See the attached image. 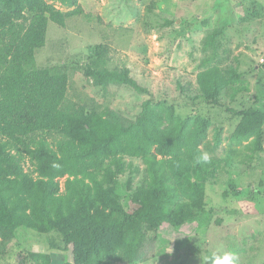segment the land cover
Wrapping results in <instances>:
<instances>
[{"label":"rangeland","instance_id":"374dc122","mask_svg":"<svg viewBox=\"0 0 264 264\" xmlns=\"http://www.w3.org/2000/svg\"><path fill=\"white\" fill-rule=\"evenodd\" d=\"M79 3L91 16L71 17L66 27L49 21L46 43L35 53L37 65L67 68L69 100L86 101L100 110L107 107L127 119H135L148 99L154 107H173L178 119L201 116L208 124L199 147L209 154L211 165L202 196V211L211 216L205 228L196 229L194 223L176 229L163 223L153 229L137 222L114 234L110 255L92 264H205L212 252L225 251L235 254V264H264V118L256 150L246 145L252 138L242 143L232 138L239 117L229 111L256 107L264 114V0ZM214 29L219 33L212 57V48L205 49L203 40ZM100 43L112 46L109 66L129 68L148 93L126 85L103 88L84 76L91 50ZM206 56L211 61L202 65ZM212 68L223 84L220 104L195 99L200 93L197 74ZM229 68L235 69L237 79L230 78ZM46 136L50 142L56 139ZM118 156L124 170L117 186L105 183L103 169L110 157L103 159L102 168L90 170L118 208L132 211L146 196V165L142 156ZM59 180L62 192L64 177ZM84 181L92 184L88 178ZM50 243L60 245L53 233L19 228L0 255V264H74L76 245L62 250Z\"/></svg>","mask_w":264,"mask_h":264},{"label":"trees","instance_id":"16d2710c","mask_svg":"<svg viewBox=\"0 0 264 264\" xmlns=\"http://www.w3.org/2000/svg\"><path fill=\"white\" fill-rule=\"evenodd\" d=\"M74 16L91 15L79 0H0V255L24 228L53 233L60 245H50L62 250L76 245L74 264H92L110 255L114 234L137 222L153 229L163 223L176 229L195 223L200 229L211 220L202 211L210 175V164L200 160L199 147L206 119L197 115L178 119L173 107H154L149 99L141 103L135 119L86 101L76 103L67 97L66 67L37 65L35 53L46 43L48 22L66 27ZM218 33L214 29L203 40L205 49L212 48V57ZM112 50L108 43L93 46L84 76L103 88L116 84L147 92L129 68L109 66ZM207 57L201 59L202 65L211 61ZM228 72L237 79L234 68ZM196 81L200 93L195 99L221 103L223 84L215 69L200 71ZM229 111L239 117L232 138L239 143L252 138L246 145L259 150L263 111L256 107ZM46 135L56 139L50 142ZM120 154L142 156L146 165V196L132 211L118 208L90 170L102 168L103 159L110 157L103 169L105 183L117 186L124 170Z\"/></svg>","mask_w":264,"mask_h":264},{"label":"clouds","instance_id":"9594fccd","mask_svg":"<svg viewBox=\"0 0 264 264\" xmlns=\"http://www.w3.org/2000/svg\"><path fill=\"white\" fill-rule=\"evenodd\" d=\"M200 160L207 163L210 161V156L207 152L202 153ZM235 254L230 251L212 252L205 258V264H235Z\"/></svg>","mask_w":264,"mask_h":264}]
</instances>
